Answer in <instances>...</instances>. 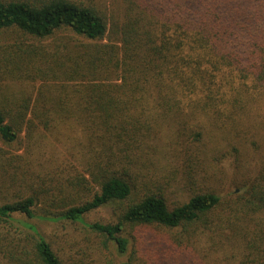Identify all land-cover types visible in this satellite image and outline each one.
<instances>
[{"label":"trees","instance_id":"obj_1","mask_svg":"<svg viewBox=\"0 0 264 264\" xmlns=\"http://www.w3.org/2000/svg\"><path fill=\"white\" fill-rule=\"evenodd\" d=\"M231 161L246 179L217 222L250 226L264 214V0H0V264H83L33 219L80 225L119 258L132 244L124 264L149 226L195 249L224 208L205 182ZM179 168L200 185L170 208ZM105 207L113 221L85 222Z\"/></svg>","mask_w":264,"mask_h":264},{"label":"rangeland","instance_id":"obj_2","mask_svg":"<svg viewBox=\"0 0 264 264\" xmlns=\"http://www.w3.org/2000/svg\"><path fill=\"white\" fill-rule=\"evenodd\" d=\"M16 34V32L3 33L1 38L8 39L9 41V38H12ZM52 149L55 152L54 147L51 148L48 146L43 149L44 160L47 159L49 165L51 164L52 167H56L58 166V163L54 164L56 156L52 152ZM60 151L61 148H59L57 153ZM59 157L62 160H60L59 163L65 162V159L63 158L64 156ZM65 163L69 164L72 163V161L68 159ZM212 166L214 167L215 165ZM234 167L236 166L234 165ZM214 170H216V168H214ZM163 171L168 175H170V172L174 173L173 167ZM245 179L246 177L238 178L234 176L233 163L231 161L229 167H225L224 170L218 171L215 179H210L205 182L209 185L211 190L215 191L220 196L221 207L224 208L222 211L217 209L210 215L209 218L214 221L215 226H213L210 231L202 232L196 240L195 249H192L191 246L187 247L188 244L185 239H183V242H181L182 244H179L178 247L168 246L170 244L169 241L175 237L182 240L179 238L180 232L157 226H149L133 234L136 237L135 247L139 250V253H136V263L134 264H145V261L151 264H166L164 257L158 258L153 254L155 253V247L153 244H160L158 248L164 249L166 253L164 256L171 257V260H173L171 264H241L242 261L245 262L242 264H255L250 262V260L253 259L258 263L262 254L261 252L264 250V245L259 247L261 252L258 253L250 250L248 244L244 246L242 242L243 240L250 238V235L247 238H244V235L249 232L248 229H255L258 231L259 228H261L262 235L264 236V225L258 227L259 222L264 219V214H257L256 223H253V225L250 226H246L244 222H235L237 226L234 227L227 223L221 225L217 222V219L221 214L222 216H227L229 214L227 213L225 205L230 204L237 199L236 195L237 193L240 194L241 182ZM194 183L199 188L200 181L188 179V177H185L183 174L181 168H179L176 184L170 189H164L163 195L169 207L172 208L173 205L184 202L194 195L196 191ZM233 191H235V195L232 193ZM224 211L225 213H222ZM84 220L86 223H108L113 221L114 217L111 209L105 207L85 215ZM28 222L36 226V228L45 236L46 240L52 245L53 249L64 257V259L71 258L75 262L83 264H90L88 262L89 260L92 261L91 264H124L132 252V244L129 246L127 253L121 258L113 252L115 251L113 248L110 250L112 251L111 253L105 249L96 250L95 247L91 246L96 242L95 235H93L88 229L77 224L67 222L53 223L39 219H33ZM149 240L152 242L147 244ZM158 241H161L162 243H159ZM83 247H90L91 250L94 249L97 253H88L87 255H89L90 258L87 259L82 255L83 252H86ZM244 256L247 258L244 259ZM130 258L132 259V257Z\"/></svg>","mask_w":264,"mask_h":264}]
</instances>
